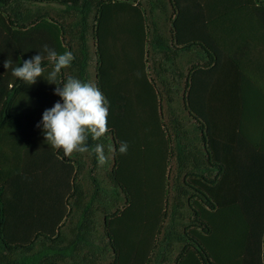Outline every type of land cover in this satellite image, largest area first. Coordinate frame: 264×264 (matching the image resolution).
I'll use <instances>...</instances> for the list:
<instances>
[{
    "label": "trees",
    "instance_id": "1",
    "mask_svg": "<svg viewBox=\"0 0 264 264\" xmlns=\"http://www.w3.org/2000/svg\"><path fill=\"white\" fill-rule=\"evenodd\" d=\"M44 45L107 101L87 153L30 151ZM0 264H264V0H0Z\"/></svg>",
    "mask_w": 264,
    "mask_h": 264
},
{
    "label": "clouds",
    "instance_id": "2",
    "mask_svg": "<svg viewBox=\"0 0 264 264\" xmlns=\"http://www.w3.org/2000/svg\"><path fill=\"white\" fill-rule=\"evenodd\" d=\"M43 50L47 53V61L52 65L46 80L57 85L55 94L63 101L56 102L42 115L45 141L53 149L62 150L66 157H71L74 153H87L90 151L89 136L91 140L98 141L108 132L107 101L95 84L82 82L73 76H68L66 82L58 80L62 69L69 68L75 59L71 51L58 54L47 45L43 46ZM44 59L45 57L39 53L25 60L22 66L12 68V75L27 85L35 84L37 78L43 77L45 72L42 67ZM4 67L6 69L12 67L11 61L6 60ZM91 152L95 154L98 165L103 166L107 163L102 144H95L91 147ZM119 152L121 154L127 152L126 142L121 143Z\"/></svg>",
    "mask_w": 264,
    "mask_h": 264
},
{
    "label": "crops",
    "instance_id": "3",
    "mask_svg": "<svg viewBox=\"0 0 264 264\" xmlns=\"http://www.w3.org/2000/svg\"><path fill=\"white\" fill-rule=\"evenodd\" d=\"M114 6H117V5L111 4V6L109 7L110 8V13L107 14V12H106V14H107V15H105L106 19L107 20H122V14L120 12H117L116 11L117 9L114 12ZM33 135L35 136L34 139H33V142L35 141L36 137H37V142H35V144L33 146H30V151L34 152V153L36 151H38L39 154H40L41 153V149L44 147V144H45L43 128L40 127L38 129H34L33 133H30V137L33 136Z\"/></svg>",
    "mask_w": 264,
    "mask_h": 264
}]
</instances>
